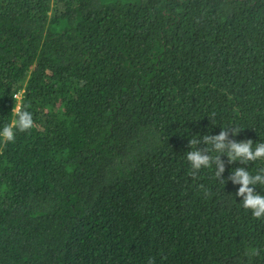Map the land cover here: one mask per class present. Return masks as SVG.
Returning <instances> with one entry per match:
<instances>
[{"label":"trees","instance_id":"1","mask_svg":"<svg viewBox=\"0 0 264 264\" xmlns=\"http://www.w3.org/2000/svg\"><path fill=\"white\" fill-rule=\"evenodd\" d=\"M21 106L0 264H264V217L230 179L264 158L203 143H264V0H0V128Z\"/></svg>","mask_w":264,"mask_h":264},{"label":"clouds","instance_id":"2","mask_svg":"<svg viewBox=\"0 0 264 264\" xmlns=\"http://www.w3.org/2000/svg\"><path fill=\"white\" fill-rule=\"evenodd\" d=\"M13 111L15 119L0 128V139L5 143L15 142L17 132H27L34 126L33 114L30 111L23 106L13 109ZM238 133L239 130L237 129L231 131L232 137H235ZM189 143L190 145H196L199 141L193 139ZM203 143L211 145L218 153H225L226 151L229 162L238 159L242 162H248L264 158V143L257 144L255 149H253L251 140L238 142L235 139H229V131L227 129H222L217 135L204 136ZM187 160L193 170H200L201 167H209L213 157L204 154L201 150H193L188 152ZM215 160L218 167L216 175L219 176L224 171V164L220 161L219 156L215 157ZM230 179L233 183L241 185L237 195L243 197V207L251 210L253 217L256 219L264 217V195L255 193L254 189L249 187V185H255L257 182L264 184V176L260 174L251 175L244 168H239L235 170L234 175ZM253 254L256 253L254 252Z\"/></svg>","mask_w":264,"mask_h":264}]
</instances>
